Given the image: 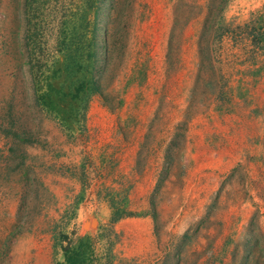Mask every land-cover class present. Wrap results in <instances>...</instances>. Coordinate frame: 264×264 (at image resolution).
Returning <instances> with one entry per match:
<instances>
[{"label": "rangeland", "instance_id": "rangeland-1", "mask_svg": "<svg viewBox=\"0 0 264 264\" xmlns=\"http://www.w3.org/2000/svg\"><path fill=\"white\" fill-rule=\"evenodd\" d=\"M66 249L264 264V0H0V264Z\"/></svg>", "mask_w": 264, "mask_h": 264}, {"label": "crops", "instance_id": "crops-1", "mask_svg": "<svg viewBox=\"0 0 264 264\" xmlns=\"http://www.w3.org/2000/svg\"><path fill=\"white\" fill-rule=\"evenodd\" d=\"M129 144H131V145L128 146V148L126 150L127 152H123V151L121 152V154H122L121 157H123V158H121L122 159L121 160L122 162H121V165L119 166L118 172L116 171L117 173H116V177L115 178L119 177V172L120 171L122 173L128 174V173H130L133 170V168L135 166L134 158L137 157V150H138L137 143L130 142ZM126 158H129V160H127V162H129L130 164H127L126 163V160H125ZM132 159H133V161H132ZM124 177H126V179L129 178L128 175H125ZM137 227H138V228H136L137 231H140V232L143 233V229L141 227H139V226H137ZM138 236H139V239H142V238H140V235H138ZM125 244H126L125 249H122V247H121L122 250H125V254H126L125 256L135 254V253L132 252V249L134 248L135 245L134 244H131V246L128 247L127 242H125ZM135 244H136L135 247H139L141 245V243H138V242L135 243Z\"/></svg>", "mask_w": 264, "mask_h": 264}, {"label": "trees", "instance_id": "trees-1", "mask_svg": "<svg viewBox=\"0 0 264 264\" xmlns=\"http://www.w3.org/2000/svg\"><path fill=\"white\" fill-rule=\"evenodd\" d=\"M79 249H75L74 253H69V250L66 249L67 252V263L66 264H81L82 255L78 251Z\"/></svg>", "mask_w": 264, "mask_h": 264}]
</instances>
